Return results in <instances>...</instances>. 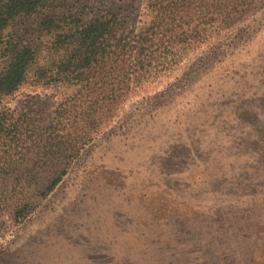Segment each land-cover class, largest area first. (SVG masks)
Here are the masks:
<instances>
[{
    "label": "rangeland",
    "instance_id": "obj_1",
    "mask_svg": "<svg viewBox=\"0 0 264 264\" xmlns=\"http://www.w3.org/2000/svg\"><path fill=\"white\" fill-rule=\"evenodd\" d=\"M149 4L96 7L147 29ZM49 7L1 33L0 70L8 42L35 55L22 84L0 94V119L16 121L21 140L50 132L62 146L47 158L56 167L39 168L37 149L0 158V264H264V9L177 51L174 65L159 48L136 82L99 65L88 90L56 68L66 57L40 26L58 17ZM83 132L90 141L71 151L66 139ZM23 175L60 178L37 196Z\"/></svg>",
    "mask_w": 264,
    "mask_h": 264
},
{
    "label": "trees",
    "instance_id": "obj_2",
    "mask_svg": "<svg viewBox=\"0 0 264 264\" xmlns=\"http://www.w3.org/2000/svg\"><path fill=\"white\" fill-rule=\"evenodd\" d=\"M52 3L60 7L58 14L55 13L57 19H53L54 13L47 14L43 16L40 26L53 35V46L65 52L66 58L59 59L56 68L63 72L62 80L65 83L80 86L84 82L83 87L87 86L88 90L89 87L94 88L95 83L91 82L94 79V70L99 65L103 68L109 65L111 71V65L114 64L117 74H127L128 80L131 78L136 82L150 61L155 60L151 56L159 48L162 50L165 66L174 65L173 57L177 51L199 46L211 35L215 38L225 34L260 9H264V0H151L147 7H152L155 15L145 29L132 25L127 27L120 10L106 5L96 7L98 3L94 0H0V45L1 33L10 24L39 10L51 12L53 9L49 5ZM86 4L94 7H88L86 12ZM5 48L8 53L4 55L0 70V94L11 93L22 84L35 55L28 44L8 42ZM105 73L107 80L112 73H108V69ZM104 84L101 82L99 86ZM106 99L102 97L91 105L97 108L101 104L104 107ZM15 122L0 119V158L10 164L20 154V158L25 160L30 150L37 149L42 157L38 163L39 168L47 165L58 166L57 160L48 163L47 158L50 154L54 153L55 156L61 153L59 137L49 132L46 135H31L28 141L21 140L18 133L20 127ZM90 134L83 132L66 139L64 143L74 151L77 146L80 148L90 141ZM35 165L32 164L31 169ZM23 176V183L31 184L37 196L43 194L35 191L42 182L45 186L43 190L49 191L60 178V175L46 178L36 185L33 178ZM26 206L27 203L21 201L18 207H14V219L19 217L17 208Z\"/></svg>",
    "mask_w": 264,
    "mask_h": 264
}]
</instances>
